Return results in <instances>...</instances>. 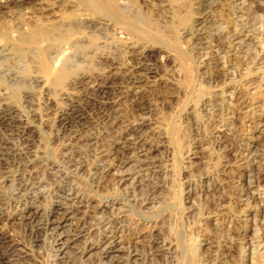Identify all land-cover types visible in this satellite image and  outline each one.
<instances>
[{"label":"rangeland","instance_id":"rangeland-1","mask_svg":"<svg viewBox=\"0 0 264 264\" xmlns=\"http://www.w3.org/2000/svg\"><path fill=\"white\" fill-rule=\"evenodd\" d=\"M190 2L127 0L131 23L143 29L151 20L144 29L151 36L83 11L89 27L56 31L65 33L58 44L76 65L60 87L35 66L52 40L3 45L0 108L13 104L32 130L29 145L10 143V163L0 169L6 264H98L109 223L137 250V264H264V0ZM71 9L57 0L11 2L0 9V28L19 19L53 23ZM189 18L199 24L188 29L181 20ZM234 29L249 37L236 53L228 49ZM10 75L21 82L12 84ZM104 77L98 99L90 87ZM134 86L137 101L129 96ZM72 103L82 113L79 122L62 129L59 115ZM134 138L144 143L135 151L124 145ZM66 186L80 196L60 253L51 235L19 218L15 202L42 190L29 204L47 212ZM105 200L109 206L96 211Z\"/></svg>","mask_w":264,"mask_h":264},{"label":"bare ground","instance_id":"bare-ground-1","mask_svg":"<svg viewBox=\"0 0 264 264\" xmlns=\"http://www.w3.org/2000/svg\"><path fill=\"white\" fill-rule=\"evenodd\" d=\"M57 1H59L60 3H64V4L67 3L70 7H73V9H71L69 11H63L62 14H59V16H57L58 17V19H56L57 21L55 20L53 23H51V22L50 23H45V21L43 22V21H39V20H37V21L36 20L35 21H27V19H26V21L25 20L20 21V19H19V23L15 24V25L13 23V26L12 25H9V24H3V26H1V28H0V52L2 51V49L5 48V47H3L4 44H8V43L10 44L11 43L14 46L15 45L14 44V41H21V42L26 41L27 43H31V44L33 43V44H36L37 45L44 38L46 39V42H47V39L50 40V41L52 40L51 42H48L47 44H45V47H41V49L39 51V53H40L39 54V58L36 60V63L37 64L35 66H36V70L38 72H41L43 74L44 80L50 82L55 87L62 86L63 83H64V81H65V79L71 73H73L74 72L73 69L76 68V65L74 67L71 66V64H73V62H72L73 60L71 61V64L69 63L70 62L69 58H71V57L66 52H63L64 50L61 49V47L63 48V46L61 44H58L59 42L61 43V41H62V43L64 41H66V39H67L66 37H68V36H65L66 39L64 40L63 38H64L65 33H62V32L57 33L56 31L58 29H60L61 27H65V26H66V29L74 30L73 28H75V29H77V31H78L79 26L82 27L81 25H83V24H86L85 27H89L90 24H92L91 21L89 20L90 17L88 18L87 16H85V15H89V14L86 13L84 15L82 13L83 11L84 12L85 11L87 12V11L92 10V11H94L98 15H101L103 17L104 16L105 17H108L109 20H113V21H115V23L116 22L119 23L120 25H122L124 27V30L125 29L126 30L127 29L128 30L129 29H135L138 32H141V33H143L146 36H149V35L151 36V34H150L151 32L149 33L147 31V29L144 30L145 28H148V27H151L152 26L153 23H152L151 20L148 19L144 23V28L143 29H142L141 26H139L138 23H136V25L131 23L133 21V19L130 18L126 14L127 0H57ZM172 1L177 2V5L178 6L179 5L182 6V5L190 2V0H172ZM11 2L14 3V4L22 5V3H26V0H0V9L3 8L4 6H6L8 3H11ZM138 20H139V18H138ZM195 21H197V20H193V19H190L189 18V19H183V21L181 20V23L183 25H188L189 24L190 26H189L188 29H190V28H192V26H194V22ZM133 23H134V21H133ZM178 24H179V22H178ZM197 24H199V22ZM76 27H78V28H76ZM222 27L223 26L221 25V28ZM221 28L218 27V29H220V30H221ZM224 28L221 31L224 32L225 31ZM14 29H16V30H19L20 29V30L19 31H16V33H14L15 31H13V33H14V35H13L12 34V30H14ZM61 29L63 30V28H61ZM81 30L84 31L83 29H81ZM226 30H227V28H226ZM74 31H76V30H74ZM77 31H76V33H77ZM92 32H94V29H93ZM139 35H141V34H139ZM154 38H156V37H154ZM246 38H249L248 37V34H244V35L240 36L239 30H235V29L232 30L231 33H230V35H229V37H228V49H230L231 51H233V53L238 52L245 45V43L248 41V40L246 41ZM71 40H73V39H71ZM56 41H58V42H56ZM11 44H10V46H11ZM65 44H66V42H65ZM91 45L93 46V43ZM38 46L40 47V45H38ZM51 47H53V50L54 51H49V50H51V49H49ZM68 47L65 48V49L68 50L69 49ZM94 48L96 49V47H94ZM69 51H72V50L70 49ZM51 52L53 53L52 55H51ZM1 59H4L5 61L7 59L10 60V58H1ZM13 60H14V58H13ZM190 61H192V60H190ZM184 64H183V66H186V64H189V63L186 61V63H184ZM187 69L188 68L186 66V70ZM144 70H147L148 71V68L147 69H144ZM27 71H29V69H27ZM10 76L11 77L9 79L14 80V82H15V83L12 82V84H17L18 85V83L21 82V80L20 81L17 80L18 78H20L19 77L20 75L19 76L18 75L17 76L16 75L15 76L14 75L13 76L10 75ZM26 76H27V74H26ZM97 77H99V75H97ZM38 78H41V77H38ZM33 80H35V79H33ZM86 80H87V78H86ZM107 80H108V77H106V78L104 77V80H103V83L102 84L93 83L94 86L90 87L91 90L93 91V96L96 95L98 97V99L99 98H103L104 93H105V84L107 83ZM25 86L26 85H24L23 87H25ZM136 87L137 86H134V88L132 90L129 89L130 90V94L128 93L129 96L131 97V99L133 97L134 100L137 99V92H138V90L135 89ZM93 99H94L93 100V103H94L95 99L97 100V98H93ZM98 101L100 102V104L102 106H105V103H106L105 101H100V100H98ZM7 105L8 106H4V107L0 108V169L2 167H4L5 165H7V164L10 163V160H11V159H9V155H10L9 145H10V143L14 140V141H17L19 143H22V144L25 143L26 145L27 144L29 145V141H30V139H29L30 136L29 135H30V133L32 131L31 128H30V126H29V124L27 122H24L22 119L19 118V116H18V112H20L19 109L17 107L13 106V104L11 106H9L10 103H8ZM75 108H77L75 104H73V103L72 104H69L68 107L65 108V109H63V111L59 115L58 123L60 124V127L62 129H65V128L69 127L73 123H78L79 122V116L82 113L79 112V109H78V113H77V111H76L77 109H75ZM101 108L103 109V107H101ZM143 125H144V122L143 121H140L137 126L134 125L136 127L132 130V133H136V132L140 131ZM142 139L141 138H138V139L137 138L136 139L134 138L132 141L131 140L130 141L128 140L129 142L127 144H124V145L126 146V148L132 149L133 151H135L139 147H142V145L144 144ZM34 155L36 156L37 154L34 153ZM58 155H61V154L58 153ZM65 157L61 156L62 161H65L64 160ZM68 159H70V158H68ZM112 164H113V162H112ZM112 164L111 163H107V165L104 168V171L106 173L109 172L112 169ZM51 169H54V167L52 165L49 167V170H51ZM52 171L55 172V170H52ZM1 182L3 183V178H2V181ZM41 191L40 190L39 191H36L37 193H35L33 196H31L29 194V196H28L29 199L28 200H25L26 198L24 200H22L20 198L17 199V201L15 202V204L18 206V207L17 206L16 207L19 208L18 216L22 220H25L26 221V224L27 223L33 224L34 225V228L37 231H42L43 233H46V234L51 235V237L53 238L54 243L56 245L57 251H59L61 253L63 251V249L67 246L68 241H70L69 240V237L70 236L67 237L66 235H64L65 231H67V230L66 229H63V227L66 224L70 223L69 221L72 222L71 219H72L73 213H74V210L73 209H74V206H75L76 201L79 200L78 197L80 196V194H79L78 191H76L75 189H72L71 187L67 188V186H66V187L58 188L57 197H59L60 200L59 201H56L54 203V206L52 207V209L50 211H47L46 212V211L38 208L37 206L34 207L33 205L31 206V204H29L30 202H32L35 199H37V197L39 195H43L42 194L43 192H41ZM105 201L104 202H98L96 204V206H95L96 211L100 210V212H102V210H105V208L107 206H109L108 205V202L107 201L105 202ZM111 204L113 206V203H111ZM14 209H16V208H14ZM263 228H264V226H263ZM30 230H32V229L30 228ZM120 230L116 226H112L111 227L110 223H109L108 226L106 225L104 227V230H102L103 232L101 234V237L99 238V244H98V248H99V263L98 264H119L120 261H121V257H120L121 251H123L125 253V256H124V258H125V264H137V260H138V258H137V250L134 249L133 247H130L129 244H125L122 241L121 234H120L121 233ZM258 247H260V246H258ZM139 260H140V258H139ZM0 264H6V261L4 260V258H0Z\"/></svg>","mask_w":264,"mask_h":264}]
</instances>
